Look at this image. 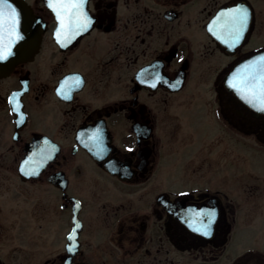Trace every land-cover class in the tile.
<instances>
[{"label": "flooded vegetation", "instance_id": "flooded-vegetation-1", "mask_svg": "<svg viewBox=\"0 0 264 264\" xmlns=\"http://www.w3.org/2000/svg\"><path fill=\"white\" fill-rule=\"evenodd\" d=\"M25 1L40 34L0 74V264H264L236 251L239 215L264 231V168L238 152L264 151V111L232 87L264 66V0H86L79 34Z\"/></svg>", "mask_w": 264, "mask_h": 264}, {"label": "snow or ice", "instance_id": "snow-or-ice-1", "mask_svg": "<svg viewBox=\"0 0 264 264\" xmlns=\"http://www.w3.org/2000/svg\"><path fill=\"white\" fill-rule=\"evenodd\" d=\"M85 3L86 0H48V6L56 15L60 29L64 30L65 34L68 32L79 34V32L87 30L90 26L91 21L84 11ZM7 4L8 0H0V60H4L8 55H11V42L20 38L18 31L19 13L15 8H8L5 11ZM220 17L224 18L222 26L234 33L238 40L247 25L248 11L243 8H237L230 12H222ZM218 19L220 18L218 17ZM60 35L61 31H58L57 37ZM5 37L8 38V44H5ZM257 63L264 65V57ZM232 87L236 88L249 104L264 111V66L258 72L251 73L249 80L243 87H238L236 83H233ZM10 103H13L11 98ZM13 110L19 113V108L16 103H13ZM20 118L21 120L23 119L22 116ZM196 215L208 217L207 224H203L202 228L196 230L202 231L204 235H209V226L214 219L215 213H197ZM76 227L79 228V224ZM69 240L72 242L69 246V251L71 252L76 247L74 234L70 235Z\"/></svg>", "mask_w": 264, "mask_h": 264}, {"label": "rangeland", "instance_id": "rangeland-1", "mask_svg": "<svg viewBox=\"0 0 264 264\" xmlns=\"http://www.w3.org/2000/svg\"><path fill=\"white\" fill-rule=\"evenodd\" d=\"M256 144L251 138L238 139V152H239V164L243 168L258 169L257 174L253 178H261L264 168V151L256 150L258 148H252V152L249 148L254 147ZM247 158V159H246ZM244 159V160H243ZM243 160V161H240ZM239 166V167H240ZM252 178L249 177V179ZM252 183V182H250ZM260 192V191H258ZM260 208V206H257ZM256 208V207H255ZM246 222H251L249 226ZM242 220L241 215L238 217V227L236 232V251L238 253L251 252L258 253L264 251V231L262 227L261 213L255 212V215L248 216ZM25 264V263H23Z\"/></svg>", "mask_w": 264, "mask_h": 264}, {"label": "water", "instance_id": "water-1", "mask_svg": "<svg viewBox=\"0 0 264 264\" xmlns=\"http://www.w3.org/2000/svg\"><path fill=\"white\" fill-rule=\"evenodd\" d=\"M13 8L19 13L18 31L20 38L11 42V55L0 60V74L11 70L19 61L28 58V53L35 50L39 42L40 26L27 2L25 0H13Z\"/></svg>", "mask_w": 264, "mask_h": 264}]
</instances>
